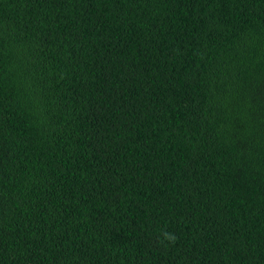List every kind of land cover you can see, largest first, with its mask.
Here are the masks:
<instances>
[{
    "label": "trees",
    "instance_id": "obj_1",
    "mask_svg": "<svg viewBox=\"0 0 264 264\" xmlns=\"http://www.w3.org/2000/svg\"><path fill=\"white\" fill-rule=\"evenodd\" d=\"M0 264H264V0H0Z\"/></svg>",
    "mask_w": 264,
    "mask_h": 264
}]
</instances>
